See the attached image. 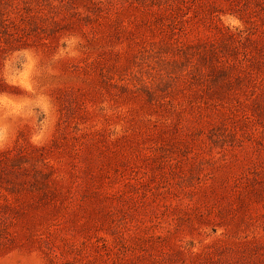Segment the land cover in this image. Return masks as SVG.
<instances>
[{
  "label": "rangeland",
  "instance_id": "374dc122",
  "mask_svg": "<svg viewBox=\"0 0 264 264\" xmlns=\"http://www.w3.org/2000/svg\"><path fill=\"white\" fill-rule=\"evenodd\" d=\"M0 264H264V0H0Z\"/></svg>",
  "mask_w": 264,
  "mask_h": 264
}]
</instances>
